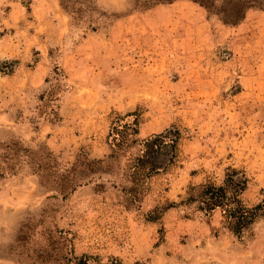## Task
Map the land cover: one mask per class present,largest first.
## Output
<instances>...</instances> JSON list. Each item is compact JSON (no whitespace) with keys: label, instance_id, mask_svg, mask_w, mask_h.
Here are the masks:
<instances>
[{"label":"rangeland","instance_id":"obj_1","mask_svg":"<svg viewBox=\"0 0 264 264\" xmlns=\"http://www.w3.org/2000/svg\"><path fill=\"white\" fill-rule=\"evenodd\" d=\"M70 4L0 0V264L44 244L17 241L25 223L66 230L89 264H264V215L238 239L220 209L187 201L232 167L264 212V11L230 25L192 0ZM117 117L136 132L113 153ZM167 128L179 131L171 162L133 182L137 142ZM47 150L56 169L41 176ZM73 165L61 193L54 180Z\"/></svg>","mask_w":264,"mask_h":264},{"label":"trees","instance_id":"obj_2","mask_svg":"<svg viewBox=\"0 0 264 264\" xmlns=\"http://www.w3.org/2000/svg\"><path fill=\"white\" fill-rule=\"evenodd\" d=\"M64 7L72 9L70 1L75 0H60ZM173 0H160V2H171ZM206 9L207 12L217 16L223 23L236 25L240 23L245 17L249 9H260L264 11V0H192ZM128 113L126 115H130ZM122 117H117L113 122L108 132L107 138L113 153H117L128 146V143L135 141L131 138L132 133H135V128L129 122H122ZM131 130V131H130ZM179 138V131L173 128H167L159 133H154L138 143L139 149L137 155L134 157L130 165L132 181L143 182L149 176L157 173L159 169L164 168L175 155L177 142ZM16 147V143H12ZM7 148L13 149L10 145ZM24 155L34 160L35 155L29 149H23ZM31 155H30V154ZM42 159L35 162V169L38 174L42 176L43 171H55L53 153L49 150L40 155ZM37 159V158H36ZM39 159V157H38ZM101 162L100 160L81 163L84 171H91L88 168L92 163ZM80 165V166H81ZM66 173L59 177L57 183V190L59 192H67L74 189L71 185L67 187V181L74 183V178L78 174L76 166L73 165L70 169L66 168ZM76 171V172H75ZM71 174V178L69 175ZM3 172L0 173L2 175ZM70 179V180H68ZM247 177L243 170L228 167L225 170L224 178L218 185L212 183L200 184L198 194L189 196L188 202H196L197 208L210 214L215 209H220L222 212L226 227L231 230L233 235L240 239L243 234L247 232L255 219L264 215L262 212V205L256 204L254 206L246 205L242 198L241 193L247 186ZM69 182V183H70ZM141 184V183H140ZM19 230L17 241L25 240V243L33 239L36 234L41 237L44 244L30 246L27 243L23 254L29 260L27 264H89L88 255L83 254L76 256L72 246L66 243L67 231L63 229L46 230L38 232L35 227L30 224H23ZM106 264H113L106 263Z\"/></svg>","mask_w":264,"mask_h":264}]
</instances>
